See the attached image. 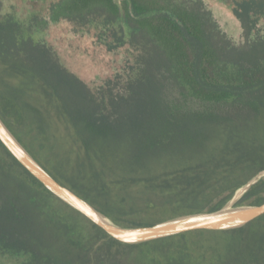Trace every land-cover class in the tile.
<instances>
[{
    "label": "trees",
    "instance_id": "16d2710c",
    "mask_svg": "<svg viewBox=\"0 0 264 264\" xmlns=\"http://www.w3.org/2000/svg\"><path fill=\"white\" fill-rule=\"evenodd\" d=\"M236 46L202 0H49L0 14V118L58 182L117 226L216 212L264 172V0H225ZM0 3V12H1ZM45 10V11H44ZM44 15V16H43ZM137 54L99 94L37 32ZM264 204V179L237 206ZM0 248L25 264H264V216L229 231L113 240L46 190L0 142Z\"/></svg>",
    "mask_w": 264,
    "mask_h": 264
},
{
    "label": "rangeland",
    "instance_id": "374dc122",
    "mask_svg": "<svg viewBox=\"0 0 264 264\" xmlns=\"http://www.w3.org/2000/svg\"><path fill=\"white\" fill-rule=\"evenodd\" d=\"M202 1L211 11L219 29L234 45L242 46L247 42L239 22L231 15L225 0ZM0 3L1 15L15 14L21 21L27 22L34 15L41 14L39 7H48L49 0H0ZM35 38L47 42L60 55L63 64L81 77L96 94L102 91L106 81L117 82L118 78L126 79L129 65L134 63L137 56L130 50L108 55L95 45L91 36L75 34L66 24H50L44 32H37ZM263 38L264 20L248 42ZM241 194L242 189L235 194L230 204L236 203ZM27 260V257L7 253L0 248V264H25Z\"/></svg>",
    "mask_w": 264,
    "mask_h": 264
},
{
    "label": "water",
    "instance_id": "95a60500",
    "mask_svg": "<svg viewBox=\"0 0 264 264\" xmlns=\"http://www.w3.org/2000/svg\"><path fill=\"white\" fill-rule=\"evenodd\" d=\"M0 142L13 158L52 195L77 211L113 240L124 245H139L159 239L194 231H229L252 223L264 216V204L258 206H237L240 198L257 182L264 179V172L258 174L245 187L236 203L228 204L216 212L198 213L170 219L152 226L124 228L115 225L100 214L90 203L69 187L58 182L19 143L0 118ZM241 190V189H240ZM104 219V220H103Z\"/></svg>",
    "mask_w": 264,
    "mask_h": 264
},
{
    "label": "bare ground",
    "instance_id": "6f19581e",
    "mask_svg": "<svg viewBox=\"0 0 264 264\" xmlns=\"http://www.w3.org/2000/svg\"><path fill=\"white\" fill-rule=\"evenodd\" d=\"M104 220V219H103Z\"/></svg>",
    "mask_w": 264,
    "mask_h": 264
}]
</instances>
